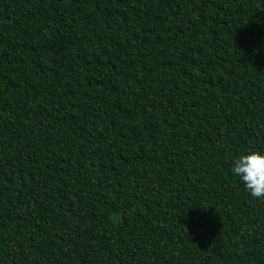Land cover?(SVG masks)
<instances>
[{
  "label": "trees",
  "instance_id": "1",
  "mask_svg": "<svg viewBox=\"0 0 264 264\" xmlns=\"http://www.w3.org/2000/svg\"><path fill=\"white\" fill-rule=\"evenodd\" d=\"M264 0H0V264H264Z\"/></svg>",
  "mask_w": 264,
  "mask_h": 264
},
{
  "label": "clouds",
  "instance_id": "2",
  "mask_svg": "<svg viewBox=\"0 0 264 264\" xmlns=\"http://www.w3.org/2000/svg\"><path fill=\"white\" fill-rule=\"evenodd\" d=\"M231 171L239 176L251 196L264 199V153L249 151L234 160Z\"/></svg>",
  "mask_w": 264,
  "mask_h": 264
}]
</instances>
